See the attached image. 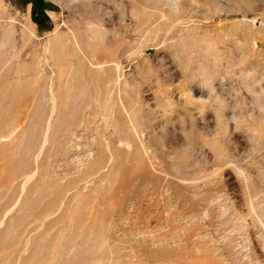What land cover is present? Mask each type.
<instances>
[{
  "label": "rangeland",
  "instance_id": "374dc122",
  "mask_svg": "<svg viewBox=\"0 0 264 264\" xmlns=\"http://www.w3.org/2000/svg\"><path fill=\"white\" fill-rule=\"evenodd\" d=\"M0 0V264H264V0Z\"/></svg>",
  "mask_w": 264,
  "mask_h": 264
},
{
  "label": "trees",
  "instance_id": "16d2710c",
  "mask_svg": "<svg viewBox=\"0 0 264 264\" xmlns=\"http://www.w3.org/2000/svg\"><path fill=\"white\" fill-rule=\"evenodd\" d=\"M43 6H44V2L43 0H33V19L36 21L38 20L36 15H35V9H37V11L43 15Z\"/></svg>",
  "mask_w": 264,
  "mask_h": 264
}]
</instances>
